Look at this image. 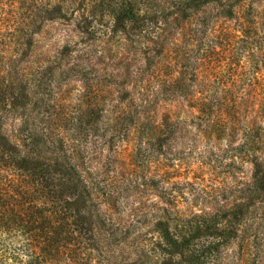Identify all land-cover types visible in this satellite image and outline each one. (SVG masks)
Returning a JSON list of instances; mask_svg holds the SVG:
<instances>
[{
	"label": "rangeland",
	"instance_id": "1",
	"mask_svg": "<svg viewBox=\"0 0 264 264\" xmlns=\"http://www.w3.org/2000/svg\"><path fill=\"white\" fill-rule=\"evenodd\" d=\"M234 8L243 20L250 9L264 11V0H0L3 91L13 102V94H20L25 85L22 94L29 120L39 129H52H47L49 136L59 133L70 146H83L87 166L106 182L102 191L109 192L122 210L118 203L122 198H115L136 173L145 172L147 158L143 148L134 145L135 138L126 134L123 117L137 114L140 104L150 99L163 107L154 120L162 125L156 136L162 135L168 151L198 145L200 138L193 129L180 127L190 123L198 110L172 99L171 79L180 72L205 69V53L215 46L212 73L248 68L238 67L246 65V58L238 41L241 26L236 15H227ZM218 16L225 19L216 24ZM110 117H116L117 123ZM133 119L136 125L141 122L139 117ZM12 129L7 127L8 134ZM0 144V162L6 165L0 163V176L11 174L16 179L18 171L9 161L12 144L4 139ZM184 156L195 160L191 154ZM188 170H182V176L187 177ZM196 172L208 184L231 183L234 178L217 167ZM175 186L170 181L169 193L154 186L134 190L127 201L139 196L137 217L143 215L145 221L135 227L115 225L112 233L107 221L102 223L105 226L98 223L93 245L81 236L80 257L86 264H160L144 248L158 215L156 206L176 194ZM178 188L181 194L189 192L182 182ZM56 191L61 198L69 196L65 185H56ZM182 199L189 208L201 202L189 194ZM85 216L93 218L87 209ZM121 217L128 220L127 210ZM231 249H236L234 244L228 254ZM251 250L253 255L258 251ZM249 261L220 264H264Z\"/></svg>",
	"mask_w": 264,
	"mask_h": 264
},
{
	"label": "trees",
	"instance_id": "2",
	"mask_svg": "<svg viewBox=\"0 0 264 264\" xmlns=\"http://www.w3.org/2000/svg\"><path fill=\"white\" fill-rule=\"evenodd\" d=\"M229 11L227 15H236L242 31L238 41L246 65L238 67L248 68L212 73L215 46L205 53V69L180 72L171 79L172 99L198 110L190 123L180 126L193 129L200 138L187 150L168 151L162 135L156 136L162 128L154 120L163 108L160 104L146 98L137 114L128 112L123 117L126 134L135 138L134 145L142 147L147 158L145 172H135V179L115 198H122L118 202L122 210L109 192L102 191L106 182L87 166L83 146H70L59 133L49 136L48 127L39 129L29 120L22 94L26 86L13 94L12 102L0 82V141L12 144L9 161L18 171L16 179L11 174L0 176V264H86L79 252L81 236L93 245L98 223L107 221L112 233L115 225L135 227L145 221L143 215L137 217L139 196L127 200L143 186L169 193L170 181L176 186L182 182L189 192L181 194V187L175 186L176 194L156 206L158 215L144 249L160 264L264 262V11L250 9L243 20L240 10ZM221 17L214 23L225 19ZM126 94L133 98L130 90ZM138 117L141 122L136 125L133 118ZM110 120L116 124L118 119ZM185 153L195 160H185ZM203 167H217L234 178L226 184L205 183L196 174ZM184 169L191 170L187 177L182 176ZM56 185H65L69 196L59 197ZM188 194L200 204L186 206L182 197ZM86 209L91 220L85 216ZM125 210L128 220L121 217ZM122 233L126 235V230ZM233 244L236 249L228 254ZM251 248L258 249L255 255Z\"/></svg>",
	"mask_w": 264,
	"mask_h": 264
}]
</instances>
